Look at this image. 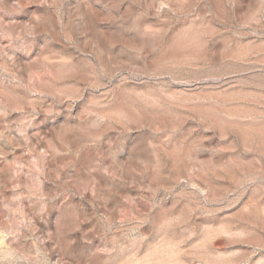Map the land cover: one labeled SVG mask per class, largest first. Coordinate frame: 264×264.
Here are the masks:
<instances>
[{
	"label": "rangeland",
	"instance_id": "rangeland-1",
	"mask_svg": "<svg viewBox=\"0 0 264 264\" xmlns=\"http://www.w3.org/2000/svg\"><path fill=\"white\" fill-rule=\"evenodd\" d=\"M156 1L0 5V86L77 91L0 104V264H264V0Z\"/></svg>",
	"mask_w": 264,
	"mask_h": 264
},
{
	"label": "bare ground",
	"instance_id": "bare-ground-1",
	"mask_svg": "<svg viewBox=\"0 0 264 264\" xmlns=\"http://www.w3.org/2000/svg\"><path fill=\"white\" fill-rule=\"evenodd\" d=\"M157 1L156 0H153V2H152V4L153 5H155V3H156ZM158 3H160V2H158ZM164 3V2H163ZM17 4V6L18 7H21V8H23L24 7V3H23V0H0V5L2 6H4V7H6V8H16V5ZM156 6V5H155ZM160 6V5H159ZM2 22H4V21H2ZM6 23H7V21H5ZM9 22V21H8ZM23 19H20V17H18V18H16L15 19V23H21V24H23ZM25 23V22H24ZM4 25H5V23H3ZM18 24V25H19ZM31 25V24H30ZM10 27V26H9ZM31 27H32V29L34 30V32H37V29H38V25L37 24H32L31 25ZM8 29V28H7ZM9 29H12V28H9ZM36 30V31H35ZM14 32V31H13ZM13 32L11 31V30H9V33H8V36L12 39V38H14L15 36H13ZM16 33V32H15ZM15 35V34H14ZM17 38H21L22 37V33H20L19 32V35H17L16 36ZM16 38V39H17ZM35 38V37H34ZM4 40H0V52L1 53H4L5 54V56H6V58L7 59H11L12 61H19V60H23L26 56H28L29 55V52H26L25 51V48H24V45L23 44H21V45H23V46H21V47H19V48H17V47H10V46H8V44L7 43H5V42H3ZM12 41V40H11ZM100 42V41H99ZM12 43H13V41H12ZM23 43V42H22ZM20 44V43H19ZM96 44H97V42H96ZM18 46V45H17ZM4 56V57H5ZM5 58V59H6ZM3 61H5V60H3ZM4 63V62H3ZM48 64V63H47ZM6 65V64H5ZM50 65V64H49ZM48 65V66H49ZM51 67V66H50ZM52 70H54V69H52ZM57 70V69H56ZM50 71V70H49ZM60 74V73H59ZM63 74V73H62ZM69 74V73H68ZM37 76V75H36ZM49 76H50V74H49ZM63 76V75H62ZM51 77H53L52 75H51ZM61 77V76H60ZM32 78H35V77H32ZM59 78V77H58ZM66 77H64V79H65ZM69 78V77H68ZM63 79V80H64ZM61 80V79H60ZM58 80L57 79H54V78H52V79H44V78H42V77H39V76H37L35 79H32V81L30 82L29 81V86L30 87H32V89L29 91L28 90V92H29V94H25V93H22V92H20L19 90L18 91H12L11 89H10V87L8 88V86L6 87V86H0L1 87V92H2V98H1V100H0V104H4L6 107H9V108H12V109H15V110H21V109H23V108H26V106L28 105V103H27V100H26V98L28 97L32 102L30 103L29 101V103H30V105L32 106V107H34L36 110H37V114H38V112L41 110V108H40V99H42V97L44 98V96H50V95H55V94H58V95H63L62 93H69V92H65V87H67L66 86V84H63L62 86H58L57 84H58V82H57ZM69 81V80H68ZM46 82H47V84L49 83L50 85H52V86H48L47 88H45V86H44V84H46ZM1 85H4V83H2ZM6 85H8V84H6ZM11 86V85H10ZM77 87V86H76ZM11 88H13V87H11ZM15 88V87H14ZM27 88H28V86H27ZM68 88V87H67ZM79 88V87H78ZM71 89H73V86L72 87H70V89L68 88L67 90H71ZM74 89H76V88H74ZM76 91V90H75ZM75 91H70V92H75ZM77 92V91H76ZM77 94V93H76ZM67 95V94H66ZM69 97L71 96V98H74L75 97V94L74 95H72L71 93H70V95H68ZM53 97V96H52ZM59 97V96H58ZM27 98V99H28ZM63 98H65V97H63ZM68 98V97H67ZM60 99V98H59ZM69 99V98H68ZM44 101V100H43ZM64 101V100H63ZM42 103V102H41ZM75 103V102H74ZM77 103V102H76ZM76 105V104H75ZM5 107V108H6ZM42 107V106H41ZM9 108H7V109H9ZM31 109V108H30ZM53 109V108H52ZM9 111V110H8ZM83 111V110H82ZM102 112V111H101ZM101 112H99L98 114L100 115V117H101ZM6 112H4V114H5ZM83 113V112H82ZM77 114V113H76ZM75 114V115H76ZM97 114V113H96ZM103 115H104V113H103ZM7 116V115H6ZM3 117V116H2ZM100 117L99 118H97V117H95L96 119H94L93 120V122H95V123H97V125H98V129H96V131H97V133L98 134H100V135H102V137H103V131H104V125L105 124H103V123H105V122H103L102 123V121L100 120ZM103 117V116H102ZM11 118V117H10ZM14 118H16V117H14ZM81 119V118H80ZM86 120V119H85ZM89 120V119H88ZM35 121V120H34ZM87 121V120H86ZM34 123V122H33ZM88 123H90V122H88ZM92 123V122H91ZM94 123V124H95ZM38 124V123H37ZM93 124V123H92ZM229 124V123H228ZM33 125V124H32ZM90 125V124H89ZM96 125V126H97ZM31 126V125H30ZM83 126V125H82ZM92 126V125H91ZM234 126H236L237 127V129L240 127L238 124L236 125H234ZM239 126V127H238ZM23 127H25V126H23ZM29 127V126H28ZM38 127V126H37ZM63 127V126H62ZM106 127V126H105ZM220 127V126H219ZM225 127H227V126H225ZM242 127V126H241ZM7 128V127H6ZM11 128V127H10ZM13 128V127H12ZM36 128V127H35ZM222 128V127H221ZM244 128L245 127H243V132H244ZM223 129V128H222ZM239 129H241V131H242V128H239ZM246 129H247V126H246V128H245V133H247L246 132ZM8 128H7V130L5 129V128H3V129H0V137H6V139L8 138L9 139V141H12L13 142V139L11 138V136L9 135V134H7V132H8ZM17 130H19L18 132L19 133H24V132H22L23 131V129L21 128V127H19ZM25 130V129H24ZM27 130V133H26V137H27V135L29 136V139L30 140H32L34 143H36L35 141H38L37 140V138H36V136H37V131H34V133L33 134H31L30 133V131H28V129H26ZM259 130V129H258ZM39 131V130H38ZM61 131V130H60ZM11 132H12V130H11ZM66 132V131H65ZM259 132V131H258ZM259 133H262V132H259ZM36 134V135H35ZM39 134V133H38ZM23 135V134H22ZM245 135V134H244ZM261 135V134H260ZM24 136V135H23ZM65 136V135H64ZM66 137V136H65ZM14 138H16V137H14ZM38 138H39V136H38ZM71 138V137H70ZM66 139H68V137L66 138ZM64 140V139H63ZM70 140V139H69ZM68 140V141H69ZM72 141V140H71ZM101 141V140H100ZM99 141V142H100ZM39 142V141H38ZM37 142V143H38ZM66 142H67V140H66ZM104 142V141H103ZM101 144V143H100ZM55 145V144H54ZM36 146V145H35ZM61 146V145H60ZM59 146V147H60ZM74 146V145H73ZM57 147V146H56ZM58 147V148H59ZM100 147V146H99ZM55 148V147H54ZM53 148V149H54ZM101 148H102V144H101ZM39 149V148H38ZM41 149V148H40ZM57 150V149H56ZM58 151V150H57ZM86 151V150H85ZM104 151V150H103ZM100 153H98V154H101V151H99ZM45 153H46V151H45ZM92 153V152H91ZM90 154V151L88 152V155ZM39 155V154H38ZM44 155V154H43ZM42 155V156H43ZM48 155V154H47ZM46 154H45V156L44 157H46L47 156ZM90 155H93V154H90ZM97 155V154H96ZM95 155V156H96ZM49 156V155H48ZM85 156H86V154H85ZM99 155H97V157H98ZM101 156L102 155H100V158H101ZM93 157V156H92ZM96 157V158H97ZM47 158V157H46ZM45 158V159H46ZM88 158V157H87ZM90 158V157H89ZM94 159H95V157H93ZM42 158H40L39 160H41ZM48 159V158H47ZM94 159H93V161H94ZM102 159V158H101ZM49 160V159H48ZM98 160H99V158H98ZM50 161V160H49ZM51 161H52V159H51ZM50 161V162H51ZM84 161H86L85 159H84ZM91 161V160H90ZM97 161V160H96ZM44 163L43 164H45V162L46 161H43ZM87 162V161H86ZM104 162V161H103ZM37 163H38V160H37ZM74 163V162H73ZM89 163V162H88ZM51 164V163H50ZM49 164V165H50ZM82 164H84V163H82ZM92 164V163H91ZM76 165V164H75ZM79 165V164H78ZM86 165V164H85ZM100 167H98V168H100L101 170L100 171H97V172H93V170H92V172L94 173L93 174V176H94V178L96 179V181L98 180V182L99 183H103V174H102V171H104L103 169L105 168L104 167V164L101 162L100 164ZM84 166V165H83ZM96 166H98V164H96ZM83 168V167H82ZM42 170V173H45V168H44V166H42V168H41ZM84 169V168H83ZM86 169H88L87 168V166H86ZM89 169H90V167H89ZM12 170V169H11ZM77 171V170H76ZM80 171V170H79ZM88 172V171H87ZM91 172V173H92ZM11 174V173H10ZM77 174V173H76ZM43 175V174H42ZM78 175V174H77ZM48 177H49V174L47 175ZM81 176V175H80ZM92 176V175H91ZM11 177V176H10ZM38 177V176H37ZM40 178V179H39ZM39 178H36V179H39V180H36V181H38V185L40 186V185H45V183L43 182V179H41V177L39 176ZM44 178V177H43ZM47 178V177H46ZM46 178H44V179H46ZM92 178V177H91ZM14 179V178H13ZM12 179V180H13ZM85 179V178H84ZM177 179V178H176ZM89 180V179H88ZM85 181H87L86 179H85ZM90 181V180H89ZM96 181H94V182H96ZM86 183V182H85ZM87 183H88V181H87ZM37 185V186H38ZM36 186V187H37ZM38 186V187H39ZM104 186V185H103ZM95 187V186H94ZM40 188V187H39ZM101 188V187H100ZM104 188V187H103ZM47 189V188H46ZM49 189V188H48ZM50 193V192H49ZM48 193V194H49ZM47 194V193H46ZM100 205V204H99ZM101 209H102V207H101ZM113 216V215H112ZM13 243V242H12Z\"/></svg>",
	"mask_w": 264,
	"mask_h": 264
}]
</instances>
